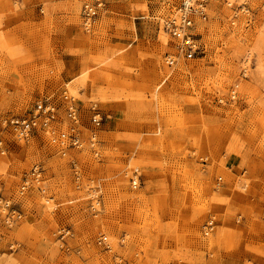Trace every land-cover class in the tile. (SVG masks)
<instances>
[{
    "label": "rangeland",
    "instance_id": "obj_1",
    "mask_svg": "<svg viewBox=\"0 0 264 264\" xmlns=\"http://www.w3.org/2000/svg\"><path fill=\"white\" fill-rule=\"evenodd\" d=\"M94 1L0 0V115L51 97L68 134L67 94L83 142L0 132V185L22 211L0 222V264H264V0H208L207 19L195 18L202 52L171 66L163 23L182 0H101L85 27ZM93 103L107 116L99 156L87 143ZM34 164L45 193L19 196ZM90 179L102 186L98 212ZM64 226L72 235L60 241Z\"/></svg>",
    "mask_w": 264,
    "mask_h": 264
},
{
    "label": "built area",
    "instance_id": "obj_2",
    "mask_svg": "<svg viewBox=\"0 0 264 264\" xmlns=\"http://www.w3.org/2000/svg\"><path fill=\"white\" fill-rule=\"evenodd\" d=\"M207 4L208 0H182L178 7L175 9L174 14L169 16L163 23L164 30L170 34L175 41L176 54H170L165 56V63L168 66L173 65L177 59L181 57L193 58L195 55L202 52V47L197 38L198 33L194 32L196 28L195 18H199L204 21L207 19ZM102 1L95 0L93 3H84L82 7V19L85 27L91 24L92 19L97 15L98 9L101 7ZM236 88L234 86L230 92V98L236 97ZM64 117L70 122L68 128V134L57 132L55 123L60 119L58 108L51 99V97H45L35 104L32 112L24 115H0V132H5L7 129H12L16 132L18 137L27 138L38 130H44L51 134V139L61 147H74L81 148L82 140L80 137V130L77 127L79 123V108L74 102V99L69 95L64 94ZM107 118L97 107L96 103L91 104L90 107V122L92 127L89 129L87 138L88 147L91 149L95 156H99L100 140L97 135V129L101 123ZM57 132V137L54 136V132ZM6 152V147L0 136V153ZM73 178L77 189H80L81 173L77 168V165L73 163ZM43 169L39 164H34L28 173H26L17 189L19 196L24 195L30 188L36 186L37 190L45 193V185L43 184ZM138 180L130 179L129 183L136 188ZM89 198V209L91 212H98L101 209V196L102 186L99 181L92 179L88 180L85 184ZM2 186L0 185V222L7 227L14 225L22 216V211L19 202L12 201L11 198L3 194ZM209 219V218H208ZM204 223V235L212 233L215 222L211 219ZM7 222H12L11 226ZM202 230V233H203ZM72 235L69 227H60L57 230V237L60 241L65 240ZM101 243L102 240H99ZM122 264V262H118Z\"/></svg>",
    "mask_w": 264,
    "mask_h": 264
},
{
    "label": "bare ground",
    "instance_id": "obj_3",
    "mask_svg": "<svg viewBox=\"0 0 264 264\" xmlns=\"http://www.w3.org/2000/svg\"><path fill=\"white\" fill-rule=\"evenodd\" d=\"M12 222H7V224L11 225ZM1 261V260H0Z\"/></svg>",
    "mask_w": 264,
    "mask_h": 264
}]
</instances>
